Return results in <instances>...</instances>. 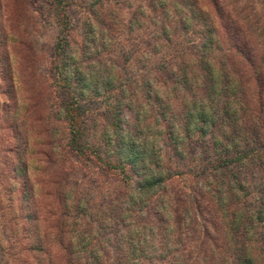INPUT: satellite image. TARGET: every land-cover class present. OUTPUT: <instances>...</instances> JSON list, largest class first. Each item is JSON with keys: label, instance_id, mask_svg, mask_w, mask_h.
<instances>
[{"label": "rangeland", "instance_id": "rangeland-1", "mask_svg": "<svg viewBox=\"0 0 264 264\" xmlns=\"http://www.w3.org/2000/svg\"><path fill=\"white\" fill-rule=\"evenodd\" d=\"M214 96L230 117L216 136H246L251 118L264 136V0H0V264H170L150 254L165 247L183 264H234L232 230L260 209L264 171L223 168L239 195L202 184L204 169L222 174L217 151L180 127ZM125 143L148 157L140 175L117 164ZM151 171L160 182L141 194ZM249 228L264 264V223Z\"/></svg>", "mask_w": 264, "mask_h": 264}, {"label": "trees", "instance_id": "trees-1", "mask_svg": "<svg viewBox=\"0 0 264 264\" xmlns=\"http://www.w3.org/2000/svg\"><path fill=\"white\" fill-rule=\"evenodd\" d=\"M70 25H68L67 22L61 21V33L59 37V44L58 49H62L59 55L64 54L66 49L65 46L67 44V30L69 31ZM218 42V41H217ZM205 44V43H204ZM212 44V40L207 37L206 45L204 47L206 48L207 45ZM239 52V50H238ZM242 58H244L245 61L253 62L252 55L245 50H240L239 52ZM58 67V65H57ZM203 70L205 71L204 74V80L205 82H208L211 84V94H216L217 89L216 87H220L223 85L224 80L221 78L220 83L219 80L215 79L216 74H218V70H214L213 66L205 64L203 66ZM228 75V74H227ZM230 76V75H228ZM229 78V77H228ZM83 79L79 78L77 73L74 75V84L73 86L70 85V92L82 94L85 92V88L83 87ZM67 85V83H66ZM96 82L91 85V90L96 87ZM73 88V89H72ZM223 89H221L222 91ZM219 93H221L219 91ZM81 97V95H80ZM215 98V101H213ZM212 109L209 111L211 112L210 116H207L206 114V106L201 108H197V111L192 112L188 114L187 120L183 122L181 125V130L186 134V137H191L193 133L199 134V144L202 145V148L204 150H208L209 148L213 149L214 151H217L218 157L217 160L220 161V171H222L221 175H218V169L217 167L214 168H207L204 169L203 175L201 176V182L203 185L212 184L211 190L214 197L222 196L225 194H228L230 192H237L236 194L239 195L240 191L238 188L233 187V183L231 180V177L229 176V172L222 170L223 168H227L229 170V167L231 168L232 164L234 167L237 165L241 166L243 163H246L248 161L255 162L262 170L264 171V136L261 130V125L259 124V119H257L255 122L253 119H250V122L252 125H254V129H252L251 132L246 131V136L239 137L240 139L233 137L231 135H223V136H216L215 131L217 133H220L219 131V121L220 117L224 119L226 122L227 120H230V117L227 116L229 113L228 111L223 112L222 110L218 109V103H216V97L214 96L211 100ZM218 102V101H217ZM227 107V104L223 105V109ZM228 113V114H227ZM220 116V117H219ZM74 120V119H72ZM240 123V121H239ZM232 125L233 127L237 125V122L235 119H232ZM71 127V136H70V148L72 151H76L81 154V156H85V153L78 150V147L76 143L79 141V130H77V127L75 124H70ZM259 127V128H258ZM229 128L230 125H229ZM222 131V130H221ZM125 151L119 150L117 155V164L119 166H125L129 167L131 169V172L134 175H140L139 170L146 164L145 162H148V157L145 155L144 150H138L136 149L132 143L128 144L125 143ZM80 149V145H79ZM234 156V157H233ZM210 171V172H209ZM124 174H128L126 168H124ZM149 177L147 179L142 181V186L140 188L141 194H145L148 192L147 190L154 188L158 182V179L156 176L151 172L148 173ZM204 178V179H202ZM238 178V177H237ZM239 184V183H238ZM237 187H241V185H238ZM225 189L224 193L223 190ZM228 192V193H226ZM226 196V195H225ZM234 213H231V216H233ZM264 200L261 202V207L258 209V211H249L246 212L243 217V224L236 228L233 231V240L235 241V245L233 248H231V255L232 259L234 260V264H254L251 259H249L247 250L245 249V243L247 241V235L249 234L250 228H253L255 223L261 224L264 223ZM262 238H264V235H262ZM135 252L139 255L148 254L147 251L144 249L142 250H135ZM157 252H166L169 256L172 258V262L170 264H183L181 261H179L180 258H178L177 255H175V251L171 252V249H168L165 247L162 251H155L151 252L150 254H156ZM246 252V253H245Z\"/></svg>", "mask_w": 264, "mask_h": 264}]
</instances>
